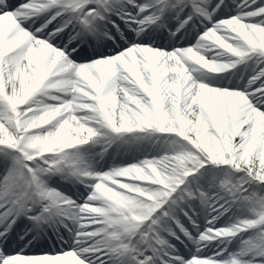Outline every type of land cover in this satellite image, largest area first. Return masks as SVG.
I'll return each mask as SVG.
<instances>
[{"label": "snow or ice", "instance_id": "snow-or-ice-1", "mask_svg": "<svg viewBox=\"0 0 264 264\" xmlns=\"http://www.w3.org/2000/svg\"><path fill=\"white\" fill-rule=\"evenodd\" d=\"M0 264H264V0H0Z\"/></svg>", "mask_w": 264, "mask_h": 264}]
</instances>
